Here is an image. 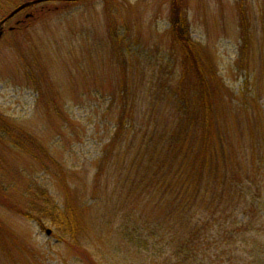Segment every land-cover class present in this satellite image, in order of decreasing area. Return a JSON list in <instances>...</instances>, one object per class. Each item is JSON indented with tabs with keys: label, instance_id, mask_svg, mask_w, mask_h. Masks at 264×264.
Listing matches in <instances>:
<instances>
[{
	"label": "trees",
	"instance_id": "1",
	"mask_svg": "<svg viewBox=\"0 0 264 264\" xmlns=\"http://www.w3.org/2000/svg\"><path fill=\"white\" fill-rule=\"evenodd\" d=\"M24 1L32 0H0V22ZM185 6V0H168L166 37L177 70L172 85L155 81L136 101L140 96L133 80L122 77L114 84L116 98L110 97L105 111L110 112L113 129L89 185L77 173L64 171L36 134L24 126L17 129L0 114V207L33 220L43 231L51 226L58 247L67 251L59 264H108L127 249L132 253L129 264H264V28L261 75L244 83L237 101L218 76L212 57L190 38ZM109 16L102 29L113 20ZM32 18L34 14L27 22ZM29 23L22 27L17 22L10 34L26 32ZM128 32L121 28L116 37H109L114 49L126 42ZM240 35L238 65L246 71L250 33L242 12ZM118 51L115 58L121 56ZM151 67L165 70L158 59ZM28 70L25 75L32 78ZM35 85L42 99L54 103V88L44 96L45 85ZM141 104L143 121L138 125ZM13 150L50 178L41 184L32 179L40 172L29 175L23 207L8 198L5 187L3 155ZM9 155L7 161L12 160ZM0 234L8 239L0 240L3 264H50L48 250L40 251L29 240L27 244L2 217Z\"/></svg>",
	"mask_w": 264,
	"mask_h": 264
},
{
	"label": "rangeland",
	"instance_id": "2",
	"mask_svg": "<svg viewBox=\"0 0 264 264\" xmlns=\"http://www.w3.org/2000/svg\"><path fill=\"white\" fill-rule=\"evenodd\" d=\"M62 1L46 0L0 22V37L3 35L0 43V114L14 121L17 129L24 126L31 134H36L48 145L56 161L64 165V171L72 175L77 173L89 185L96 171V163L101 158L100 151L108 143L113 129L110 112L105 114V111L107 101L115 96L112 92L114 84H118L122 77L133 80L132 88L138 90L142 97L137 101L147 95L155 81L162 80L172 85L171 76L177 74L175 56L166 37L170 25L168 0ZM26 2L14 6L8 16ZM185 3L183 10L190 38L212 57L218 76L235 100L240 101L244 83H251L253 77L261 75L259 59L264 0H185ZM241 12L250 33L245 61L249 68L246 71L240 70L238 65ZM31 14H34V18L29 23L27 17ZM110 14L113 20L102 29ZM17 22L23 24L22 27L29 23L26 27L28 30L13 36L10 29L16 27ZM121 28H128L130 32L124 36L126 42L114 49L109 37H116ZM12 44L17 50H11ZM126 47L130 49H127L128 53L134 54L130 59ZM119 48L121 56L115 58L114 53L120 55L119 51L115 52ZM157 59L158 64L165 67L162 72L158 67H151L157 63ZM27 68L32 78L25 75ZM69 77L73 79L72 84ZM140 81L142 85L137 89ZM98 82L106 85L101 86ZM35 83L45 85L44 96L48 89L52 91L51 87L55 89L54 103L50 102L51 99L40 97L42 90L40 94L38 90L34 91ZM160 105L163 107V102ZM137 107L139 125L143 121V105ZM233 107L238 106L233 103ZM47 110L49 115L45 116ZM262 110L264 113V104ZM9 154L12 160L7 161ZM3 156L6 159L5 187L10 192L8 198L11 197L23 207L26 204L23 191L28 177L41 170L33 167L28 157L15 150L5 152ZM33 176L35 178L32 179L36 181L37 178L41 184H47L50 179L41 172ZM54 193L50 191V194ZM0 217L9 230L14 229L23 237V241L36 244L37 247H34L40 251L48 250L50 264L64 262L67 251L58 247L55 230L51 226L47 224L43 231L33 220L6 212L3 207H0ZM238 218V221L242 220L241 216ZM47 229L51 230L49 236L45 233ZM3 237L8 240L6 235H2L0 240ZM4 244L9 245L8 242ZM125 252L116 255L118 258L108 264H129L131 260L128 256L132 253L128 249ZM3 261L0 252V264Z\"/></svg>",
	"mask_w": 264,
	"mask_h": 264
},
{
	"label": "water",
	"instance_id": "3",
	"mask_svg": "<svg viewBox=\"0 0 264 264\" xmlns=\"http://www.w3.org/2000/svg\"><path fill=\"white\" fill-rule=\"evenodd\" d=\"M44 1H46V0H35V1H32V2H28V3L24 4V5H21L20 7H18L17 9H15L9 15L8 19L11 18V17H13L15 14H17L19 11L23 10L27 6L34 5V4H38V3H41V2H44ZM65 1H77V0H65ZM0 35H1V33H0ZM47 233H49V232H47Z\"/></svg>",
	"mask_w": 264,
	"mask_h": 264
}]
</instances>
